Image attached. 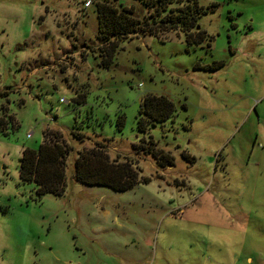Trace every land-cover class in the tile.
<instances>
[{"label": "rangeland", "instance_id": "1", "mask_svg": "<svg viewBox=\"0 0 264 264\" xmlns=\"http://www.w3.org/2000/svg\"><path fill=\"white\" fill-rule=\"evenodd\" d=\"M191 1L199 43L131 36L102 65L96 4L142 21V2L0 0V264H264V0ZM148 94L175 116L145 135L135 117ZM45 130L72 148L59 197L18 178ZM150 139L173 166L145 154ZM95 142L140 183H76L77 151Z\"/></svg>", "mask_w": 264, "mask_h": 264}, {"label": "trees", "instance_id": "2", "mask_svg": "<svg viewBox=\"0 0 264 264\" xmlns=\"http://www.w3.org/2000/svg\"><path fill=\"white\" fill-rule=\"evenodd\" d=\"M148 9V15L142 21L132 17V10L123 6L116 7L107 2L96 4L97 48L100 63L107 65L119 44L131 36L156 35L169 32H183L186 39L199 43L204 32L196 29L197 19L202 13L196 2L185 0H138ZM190 31H194L190 37ZM73 102L82 104L83 100ZM175 109L165 96L148 94L142 97L135 117V130L148 134L156 124L163 125L174 120ZM119 125L122 120L118 118ZM6 135L5 132H3ZM72 138L83 144V134L73 131ZM145 149L158 168L171 167L174 158L155 146L150 139ZM143 145H139L142 148ZM105 144L95 142L87 148L77 151L74 161L73 179L85 186H103L114 191L124 192L140 183L130 162L109 160ZM72 148L64 141L59 131L45 130L36 149L23 148L19 158L18 178L22 184L34 185L38 198L50 194L59 197L64 193V167ZM187 159V155L182 153ZM183 157V158H184ZM143 179L142 184H147Z\"/></svg>", "mask_w": 264, "mask_h": 264}, {"label": "water", "instance_id": "3", "mask_svg": "<svg viewBox=\"0 0 264 264\" xmlns=\"http://www.w3.org/2000/svg\"><path fill=\"white\" fill-rule=\"evenodd\" d=\"M196 29H198V27H196Z\"/></svg>", "mask_w": 264, "mask_h": 264}]
</instances>
